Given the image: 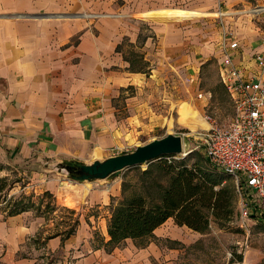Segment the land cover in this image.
Wrapping results in <instances>:
<instances>
[{
    "label": "crops",
    "instance_id": "0c3cea01",
    "mask_svg": "<svg viewBox=\"0 0 264 264\" xmlns=\"http://www.w3.org/2000/svg\"><path fill=\"white\" fill-rule=\"evenodd\" d=\"M88 10L101 15L93 21ZM263 36L264 0H0V161L105 159L144 112L138 93L127 95L121 120L115 99L140 89L149 59L193 69L214 59L219 73V44L236 39L234 62L264 77L253 60ZM109 216L100 223L80 213L72 235L46 238L62 229L45 236L31 210L11 216L0 207V264H156L177 252L131 238L106 245Z\"/></svg>",
    "mask_w": 264,
    "mask_h": 264
},
{
    "label": "rangeland",
    "instance_id": "374dc122",
    "mask_svg": "<svg viewBox=\"0 0 264 264\" xmlns=\"http://www.w3.org/2000/svg\"><path fill=\"white\" fill-rule=\"evenodd\" d=\"M93 8L94 5L91 6V9ZM87 13L97 16L90 18L93 21L101 15L99 11L88 10ZM78 15H85V12ZM147 33L149 32L144 31V34ZM133 58L135 57L132 56ZM194 65V69L187 68L183 63L170 66L166 62L159 63L156 59H149V63L143 65L142 68L147 73L139 83L140 89H124L115 99V106L119 119H125L127 113L124 98L127 95L137 96L138 93V97L145 103L144 112L134 120V131L129 135L125 134L124 138L114 145V149L105 155L109 157L131 152L136 146L151 139L173 133L182 136L185 154L181 152L180 155L166 157L165 160H178L188 156L190 164L199 162L203 168H215L204 157L203 145L200 144L199 133L209 127L203 116H212L215 124L225 129L234 116L233 107L230 97L218 80L215 60L209 59L202 64L195 61ZM119 68L123 67L111 66L114 71ZM199 93L202 95L199 96ZM104 157L89 154L85 161L104 160ZM16 160L7 158L0 161V178L7 179L6 187L0 192V207L21 197L26 200L24 202L34 204L35 208L39 206L40 210H30L44 219V225L39 232L45 236L54 231L53 227L61 230L73 225L76 218L79 223L80 213L85 216L93 215L103 223V219L111 213L114 205L124 196L139 190L143 191L148 202L152 204L158 196L157 184H166V176L153 168L148 175L151 178L148 187H142L141 179L144 178L140 172L148 165L125 169L113 180L79 183L68 177V173L59 163L61 160L51 163L45 157L36 158L33 155ZM45 190L51 193V196H44ZM47 204H51L53 210L45 211ZM66 208L73 209L75 214L70 215ZM239 210L236 204L228 221H219L209 215V226L203 232L193 231L186 225L179 226L174 221V224L164 228L161 235L153 234L149 242H155L160 249L173 248L177 251L156 264H227L232 257L236 258L239 254L244 264H264V220L243 222ZM42 242L38 241L37 245ZM146 242L148 239L140 240L139 243L143 245ZM50 258L52 263L56 261L55 256ZM39 262L42 263L41 260Z\"/></svg>",
    "mask_w": 264,
    "mask_h": 264
},
{
    "label": "trees",
    "instance_id": "16d2710c",
    "mask_svg": "<svg viewBox=\"0 0 264 264\" xmlns=\"http://www.w3.org/2000/svg\"><path fill=\"white\" fill-rule=\"evenodd\" d=\"M131 68L133 69V67ZM170 156L173 155H166L151 161L147 168L140 172L144 178L141 179L143 188L148 187L151 179L148 175L153 168L166 176V184L158 183L156 186L158 190L156 202L149 203L143 191L139 190L124 196L119 203L113 206L107 219L109 239L106 245L114 246L126 238H131L138 246L140 240L148 239L149 241L153 236L154 229L165 223L169 217L177 225H186L198 233L208 228L209 215L219 221L229 220L237 200L236 189L231 177L215 168H203L199 162L190 164L188 156L178 160H165ZM6 182L7 179L0 178V192L6 187ZM43 194L51 196L47 190ZM24 201L26 200L21 197L1 208L11 216L30 211L31 208L40 210L39 206L35 208L34 204ZM50 210H53V206L45 205V211ZM65 210L70 215L75 214L73 209L66 208ZM78 224L76 218L73 225L62 229L61 233L57 231L47 235L46 238L59 234L62 239L66 238L75 232ZM236 258L242 260L240 254ZM236 258L232 257L231 259Z\"/></svg>",
    "mask_w": 264,
    "mask_h": 264
},
{
    "label": "built area",
    "instance_id": "2783aa9c",
    "mask_svg": "<svg viewBox=\"0 0 264 264\" xmlns=\"http://www.w3.org/2000/svg\"><path fill=\"white\" fill-rule=\"evenodd\" d=\"M238 47L236 39L224 38L219 44V81L230 97L234 116L223 129L212 116L205 114L203 119L209 127L199 133V139L204 157L231 177L240 219L259 221L264 219V77L244 75L242 66L234 62ZM253 60L264 70V48L255 52ZM227 264L243 262L231 259Z\"/></svg>",
    "mask_w": 264,
    "mask_h": 264
},
{
    "label": "water",
    "instance_id": "95a60500",
    "mask_svg": "<svg viewBox=\"0 0 264 264\" xmlns=\"http://www.w3.org/2000/svg\"><path fill=\"white\" fill-rule=\"evenodd\" d=\"M183 151L182 136L167 133L164 137L151 139L140 144L131 152L106 157L104 160H93L89 164L79 159H63L62 167L68 177L79 183L113 180L125 169L136 166H147L151 161L166 155H180Z\"/></svg>",
    "mask_w": 264,
    "mask_h": 264
},
{
    "label": "bare ground",
    "instance_id": "6f19581e",
    "mask_svg": "<svg viewBox=\"0 0 264 264\" xmlns=\"http://www.w3.org/2000/svg\"><path fill=\"white\" fill-rule=\"evenodd\" d=\"M202 124H204V123L202 122ZM86 183H88V182H86Z\"/></svg>",
    "mask_w": 264,
    "mask_h": 264
}]
</instances>
